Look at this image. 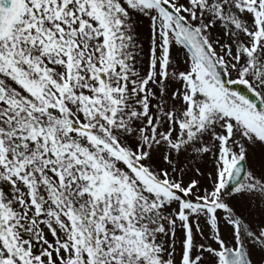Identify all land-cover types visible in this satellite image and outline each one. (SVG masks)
I'll return each instance as SVG.
<instances>
[{
  "label": "snow or ice",
  "instance_id": "1",
  "mask_svg": "<svg viewBox=\"0 0 264 264\" xmlns=\"http://www.w3.org/2000/svg\"><path fill=\"white\" fill-rule=\"evenodd\" d=\"M0 264H264V0H0Z\"/></svg>",
  "mask_w": 264,
  "mask_h": 264
},
{
  "label": "water",
  "instance_id": "2",
  "mask_svg": "<svg viewBox=\"0 0 264 264\" xmlns=\"http://www.w3.org/2000/svg\"><path fill=\"white\" fill-rule=\"evenodd\" d=\"M240 91L242 92V93H244V94H246V95H251L250 93H247V90L246 89H244V88H240ZM253 99H255L254 97H252Z\"/></svg>",
  "mask_w": 264,
  "mask_h": 264
}]
</instances>
